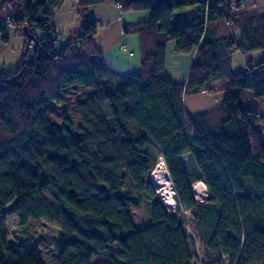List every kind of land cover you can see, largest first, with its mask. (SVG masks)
Masks as SVG:
<instances>
[{
  "label": "trees",
  "instance_id": "16d2710c",
  "mask_svg": "<svg viewBox=\"0 0 264 264\" xmlns=\"http://www.w3.org/2000/svg\"><path fill=\"white\" fill-rule=\"evenodd\" d=\"M65 2L0 0L1 22L33 37L22 35L19 63L0 72V264H43L33 241L14 240L18 227L41 218L61 230L56 264H92L102 254L118 264H197L182 212L209 258L264 264V161L246 134L264 157L251 120L264 115L241 104L264 102V59L231 70L233 52L264 50V12L241 13L243 0H113L122 12L149 16L124 28L140 36V75L115 83L94 43L97 23L86 19L103 0H77L82 23L55 50L48 7ZM235 18L237 37L209 36L212 22ZM6 30L0 24L4 43ZM169 42L194 53L184 83L166 72ZM220 79L227 88L218 107L187 114L184 97ZM158 155L175 191L173 214L148 178ZM196 181L206 186L205 203L193 197ZM144 199L151 223L137 228L131 207Z\"/></svg>",
  "mask_w": 264,
  "mask_h": 264
},
{
  "label": "crops",
  "instance_id": "0c3cea01",
  "mask_svg": "<svg viewBox=\"0 0 264 264\" xmlns=\"http://www.w3.org/2000/svg\"><path fill=\"white\" fill-rule=\"evenodd\" d=\"M243 1L245 6L241 8V13L264 12V0ZM57 13L58 14L56 15V23L54 26L55 32L59 35V38L55 42L56 51L60 50L66 44V34L72 28H74L75 25H79L80 23H82V20H80L78 23L79 15L77 12V0H66L65 4L59 9ZM148 17V14L144 11L122 12L114 5L113 0H103L102 4L93 5L88 9L86 19L95 21L97 23L94 43L100 51V58L107 65L106 75L108 80L113 81L115 83H119L124 81L126 77L140 75V53L142 51L140 36L139 34L130 31L124 33V28L126 25L135 23L137 21L147 20ZM110 23L118 24L119 30L117 29V27H115L113 30L106 32L104 30L103 33H100V29L103 28L102 24L107 25ZM230 24L232 27H234V30L229 27L231 28V32L229 31V28L227 27L224 21L216 20L212 22L209 26V36L212 38H219L232 33L234 37H237L238 23L236 18ZM10 31H12V33L9 34ZM6 35L8 37L7 43H4L2 41L0 35V54L7 51V47L10 46V42H12L15 46V48L12 50V54H14V60L19 61L20 53L24 43V37L22 36L23 31L20 28L9 27L6 31ZM3 44H5L6 46L4 47ZM252 53L253 52H233L232 56H238L240 58V68H234L232 66L231 60V70L233 72L240 70L242 71L244 70L247 61H250L251 63L258 62V60H256V58L252 55ZM193 55V52L189 54H181L176 52L174 42H169L167 44L166 72L172 82L184 83L186 81L189 68L193 60ZM221 80L222 79L213 81L212 88H207V83V90L214 91L215 89L217 93H221L218 91H220L224 87H227V82L225 84ZM216 87H220V90H218V88ZM223 93L224 92H222L221 94ZM203 94L204 92L190 95L193 97V104L189 107L190 115L210 111L218 107L221 100L220 98H222V96L218 99H215V103L217 106L214 105V107L210 106V108H204L206 107V104L203 100L197 97ZM253 104L254 106H263L264 102L257 101V103L255 102ZM189 105H191V103L188 104V106ZM254 106H252V108Z\"/></svg>",
  "mask_w": 264,
  "mask_h": 264
},
{
  "label": "rangeland",
  "instance_id": "374dc122",
  "mask_svg": "<svg viewBox=\"0 0 264 264\" xmlns=\"http://www.w3.org/2000/svg\"><path fill=\"white\" fill-rule=\"evenodd\" d=\"M244 6H245V4L243 5V7ZM58 11H59V9H57V12ZM57 12H56V14L54 13L55 14L54 20H56V15L58 14ZM144 12H146L148 14L147 11H144ZM190 12H192V11H189L188 14H191ZM185 16H187L188 18H191L190 17L191 15L186 14ZM79 18H78V23L80 21ZM230 23L231 22H229L226 25L228 28L231 27L233 29L234 27H232ZM0 24H3L7 28V30L9 27H11V26H9V24H7V22L5 23V21H3V22L0 21ZM78 26L79 25H75L74 28H77ZM102 27L103 28H101V26H100V28H101L100 33H103L104 30H105V32L113 30L115 27H117V29L119 30L118 24H116V23H110L107 25L102 24ZM74 28H72V29H74ZM231 28H229L230 32H231ZM69 32L66 34V37L69 34ZM10 33H12V31H10L9 34ZM23 35H24V32H23ZM9 36H11V35H9ZM23 41H24V43H23V46H24L25 40H23ZM3 46L5 47L6 45L3 44ZM31 46L32 45L30 44V47ZM14 48H15L14 43L10 42V46L7 47L8 50L3 52L2 54H0V72L1 73H7L9 71H12L17 66V64L19 63V61L14 60V54H12V50ZM28 55L30 57L31 52ZM252 55L256 58V60L260 61L264 58L263 57L264 50L255 51L252 53ZM231 60H232V66L234 68H240V58L238 56H232ZM221 81L226 84L225 79H222ZM207 83H208L207 88H209V87L212 88L213 82L210 81ZM216 88H218V90H220L219 89L220 87H216ZM226 88L224 87L223 89H221L218 92L222 93V92H224V90ZM203 92H204L203 95L197 96V97H199L201 100H203L204 103L206 104V107H204V108H210V106L214 107V105L217 106L215 103V99L216 98L218 99L219 97L223 96V94L217 93V91H215V89H214V91L206 90ZM245 97L246 98L251 97V94L248 90L245 91ZM192 101H193L192 96H190V97L186 96L183 99L184 110L186 111L187 114H189V107L192 106V104H193ZM255 102L257 103V101H252V99H250L246 102H242L241 104H243L244 106H246L247 108H249L251 110L256 111L260 115H264V112H263L264 111V105L263 106H259V105L254 106L253 103H255ZM190 103H191V105L188 106V104H190ZM252 106H254V107L252 108ZM204 110H206V109H204ZM251 120H252L253 124L258 128V130L261 131V139H262V142L264 144V119L258 118L257 116H252ZM50 121L59 123L60 118H56L55 116H50ZM246 134L248 137V142L250 145L251 152L253 154H259L261 156V160L264 161V157H263L261 149L259 147L256 135L252 134L249 130H246ZM166 171H167V169H166ZM169 190H170V187L167 190L170 193ZM198 190L199 189H197V191ZM251 193H253V192H251ZM173 195H174V198H173ZM174 199H175V194H172V199L169 202H167V204L173 205L174 201H175ZM166 208L168 209V207H166ZM174 208H175V206H174ZM173 213H175V211ZM182 214H184L183 215L184 217H181L183 227H184L187 235L190 238H192L193 243H194V253L197 257V264H227V258L225 257V255H222L221 258L218 260L214 254H213V256H211V258H209L208 256H206L204 254L201 242H200L199 238L197 237L195 230L193 229V227L190 223L189 214L183 213V212H182ZM130 217H131L133 224L137 228H140L142 226H146V225L150 224L151 223L150 203L146 199H144L140 203V205L132 206ZM60 232H61V230H60V227L58 225L51 223V222H48L45 219H42V218L41 219H30L27 221L26 224H24V225H22L16 229L14 240L16 242L21 240V239H29V240L33 241L36 244V246L38 247L39 255H40L42 263L43 264H56L55 254L57 253V251L59 249V245H60V239H61L60 238ZM91 263L92 264H97V263L118 264V263H114L113 261H111L104 254L92 256Z\"/></svg>",
  "mask_w": 264,
  "mask_h": 264
},
{
  "label": "built area",
  "instance_id": "2783aa9c",
  "mask_svg": "<svg viewBox=\"0 0 264 264\" xmlns=\"http://www.w3.org/2000/svg\"><path fill=\"white\" fill-rule=\"evenodd\" d=\"M54 9V10H53ZM48 11L53 15L55 16L56 12H57V7L55 6H52V7H48ZM55 13V14H54ZM191 14H188L187 15H191L190 17H194L195 15H197L196 12L192 11L190 12ZM55 17H53L51 20H50V24H54L56 20H54ZM8 22V21H7ZM158 160H161L162 163L164 164V169L165 168V163H164V160H163V157L162 155H158L157 157V160H156V164L154 166V168L149 172V175H148V178L150 180V182L152 183L154 189L156 190V192L158 193V196L159 198L161 199V201L163 202L159 192H158V186H157V183H156V179L154 178V172L156 171L157 169V165H158ZM167 173V171H166ZM167 178L169 179V176H168V173H167ZM197 189H199L197 191ZM192 192H193V197L195 199V201L197 203H205L207 201V198H208V193H207V190H206V187L205 185L198 181V182H195L193 185H192ZM175 194V192H174ZM164 203V202H163ZM165 204V203H164ZM166 207H168L167 211L168 213H173L174 212V205L172 207H169L168 205H166Z\"/></svg>",
  "mask_w": 264,
  "mask_h": 264
},
{
  "label": "bare ground",
  "instance_id": "6f19581e",
  "mask_svg": "<svg viewBox=\"0 0 264 264\" xmlns=\"http://www.w3.org/2000/svg\"><path fill=\"white\" fill-rule=\"evenodd\" d=\"M154 178L156 179V183L158 186V192L163 200V202L168 205L169 207H172L173 205L167 204L172 199V194H174V188L170 181V179L167 178L166 169H164V164L161 160H158L157 169L154 172ZM170 187V193L167 191ZM165 191V192H164Z\"/></svg>",
  "mask_w": 264,
  "mask_h": 264
},
{
  "label": "water",
  "instance_id": "95a60500",
  "mask_svg": "<svg viewBox=\"0 0 264 264\" xmlns=\"http://www.w3.org/2000/svg\"><path fill=\"white\" fill-rule=\"evenodd\" d=\"M23 32H24V35H25V37L27 39H29V40H32L33 39V37L29 34V32H28V30H27L26 27H24Z\"/></svg>",
  "mask_w": 264,
  "mask_h": 264
}]
</instances>
